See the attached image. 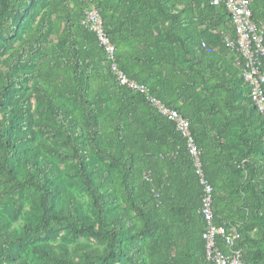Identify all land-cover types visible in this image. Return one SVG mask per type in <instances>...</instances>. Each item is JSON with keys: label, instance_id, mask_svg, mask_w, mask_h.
Segmentation results:
<instances>
[{"label": "trees", "instance_id": "1", "mask_svg": "<svg viewBox=\"0 0 264 264\" xmlns=\"http://www.w3.org/2000/svg\"><path fill=\"white\" fill-rule=\"evenodd\" d=\"M92 9L120 70L188 121L214 224L264 264V119L211 0H0V264H208L186 141L117 84ZM250 10L264 21V0Z\"/></svg>", "mask_w": 264, "mask_h": 264}, {"label": "built area", "instance_id": "2", "mask_svg": "<svg viewBox=\"0 0 264 264\" xmlns=\"http://www.w3.org/2000/svg\"><path fill=\"white\" fill-rule=\"evenodd\" d=\"M211 2L216 7L223 6L231 18L235 37L225 39V43L240 57L242 78L249 88L254 107L264 119V21L259 24L252 21L250 0H211ZM82 25L94 33L117 84L133 93L143 94L155 111L172 123L176 132L186 141L195 174L199 177L203 188L200 212L206 223L205 232L202 235L206 262L208 264H247L243 260L242 253L234 249L237 234H228L224 228L217 227L213 222L212 188L203 174L201 151L194 141L186 118L167 107L158 98L151 96L145 85L130 80L120 70L116 61L115 47L107 37L102 18L96 10H88L85 13Z\"/></svg>", "mask_w": 264, "mask_h": 264}, {"label": "rangeland", "instance_id": "3", "mask_svg": "<svg viewBox=\"0 0 264 264\" xmlns=\"http://www.w3.org/2000/svg\"><path fill=\"white\" fill-rule=\"evenodd\" d=\"M79 199L81 200L82 204L85 205V207L88 209L89 208V201L86 196L83 194H79ZM23 225V219H18L16 221H13L11 223V226L13 229L20 230ZM49 241L51 242H58V243H67L69 247H72L74 243L77 242H86V239L80 238L77 240H72L67 238L64 232L53 236L52 238L49 237ZM26 257L34 264H41L40 260L33 254H31L29 251H25Z\"/></svg>", "mask_w": 264, "mask_h": 264}]
</instances>
